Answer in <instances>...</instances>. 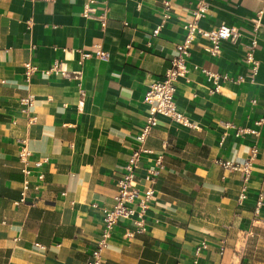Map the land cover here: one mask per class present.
Segmentation results:
<instances>
[{
	"label": "crops",
	"instance_id": "obj_1",
	"mask_svg": "<svg viewBox=\"0 0 264 264\" xmlns=\"http://www.w3.org/2000/svg\"><path fill=\"white\" fill-rule=\"evenodd\" d=\"M85 1L0 0V264H89L103 207L114 205L118 178L139 144L149 112L145 92L170 65L197 2L170 0L166 16L164 0H109L102 26L83 14ZM209 2L200 25L227 23L239 35L222 40L218 54L197 36L174 96L195 125L159 114L145 142L152 151L137 170L144 183L145 168L164 155L146 228L128 234L136 224L120 219L103 253L106 264H192L203 240L199 264H264V202L255 212L264 192V0ZM93 5L102 11L100 1ZM97 43L109 58L82 57ZM27 62L37 66L30 79ZM55 64L62 70H50ZM194 64L232 78L212 90V79ZM238 75L243 80L233 79ZM29 93L33 104L23 110L20 99ZM240 127L256 131L237 134ZM23 143L31 160H48L39 188L30 186L27 200L16 203L26 177ZM253 145L241 201V172L217 159L242 162ZM37 172L32 166L27 177L35 182Z\"/></svg>",
	"mask_w": 264,
	"mask_h": 264
},
{
	"label": "built area",
	"instance_id": "obj_2",
	"mask_svg": "<svg viewBox=\"0 0 264 264\" xmlns=\"http://www.w3.org/2000/svg\"><path fill=\"white\" fill-rule=\"evenodd\" d=\"M100 1L103 9L100 13H96L93 3ZM209 0H197L196 5L192 8V17L188 19L184 26L186 33L184 38L176 44V53L171 58V63L166 69L164 75L160 78H155L149 83V87L145 92L144 99L149 104V112L146 116V121L137 135L139 144L129 154L126 164V171L122 176L118 178V190L114 195L115 203L112 207H103L104 225L101 231V235L98 238L94 249L92 250V257L89 260V264H106L103 259V253L109 246L110 237L114 226L120 219L131 218L136 224V229L128 231V234L134 232H141L145 230V214L149 207L151 198L154 193V184L164 167V155L159 153L153 158V161L145 168L143 178L144 183L137 179V170L140 168L139 160L144 152H151L152 149L146 146L145 142L150 134L152 128L158 123L159 114L170 116L174 120H177L183 124L194 126L195 123L191 121L177 106L174 96L176 91V84L181 76H185L190 70L188 59L191 54V49L197 38V36H203L208 40V44L205 46L212 54H218L221 51V42L224 39H235L239 35V31L233 25L227 23H221L218 26L212 28H206L200 25L199 19L203 16L209 7ZM171 1L164 0V7L166 10L165 15H168ZM109 0H86L84 3L83 14L88 17H96L101 21L102 26H105L109 17ZM260 18L256 20V25ZM159 27L154 32L157 33ZM256 44V40L253 41ZM95 54L102 59L109 58V52L102 48L100 43L96 44L94 51H82V57H87ZM251 55V53H250ZM196 68L200 69L214 82L212 90L219 91L221 89V81L232 78L228 72H221L218 70H211L205 66H199L194 64ZM37 66L31 62L26 63L27 78L30 79L32 73L36 70ZM56 71L62 70L57 64L50 70ZM64 72V70H63ZM242 75L235 76L233 79L236 81L243 80ZM34 94L29 93L20 99L22 109L27 110L29 106L33 104ZM33 116L32 119H35ZM262 120H259L260 123ZM229 124L228 122L226 123ZM248 131H256L251 128H238L237 134ZM33 151L28 147L26 143H23L19 149L18 155L22 162V169L26 174L23 180V186L21 196L15 200L16 203H20L27 200V191L30 186L39 188V180L44 178V171L41 169L43 163L48 160V157L41 159H32ZM257 154V146L253 145L251 155L244 161H235L230 159H217L222 166L239 170L244 181L243 189L240 192L239 199L242 201L247 196L246 182L251 175V169L253 164V158ZM33 161V164L31 162ZM32 166L37 168V181L32 182L27 176L32 172ZM264 202V192H259L256 197L255 212L260 211V207ZM36 244L44 246L40 242ZM207 246V242L203 240L197 245L195 250V258L192 264H199L198 256L202 248Z\"/></svg>",
	"mask_w": 264,
	"mask_h": 264
}]
</instances>
